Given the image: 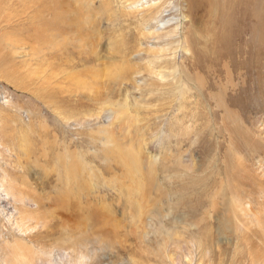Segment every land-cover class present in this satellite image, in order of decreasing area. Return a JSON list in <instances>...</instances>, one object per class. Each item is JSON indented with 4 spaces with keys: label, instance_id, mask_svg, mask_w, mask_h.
Segmentation results:
<instances>
[{
    "label": "rangeland",
    "instance_id": "rangeland-1",
    "mask_svg": "<svg viewBox=\"0 0 264 264\" xmlns=\"http://www.w3.org/2000/svg\"><path fill=\"white\" fill-rule=\"evenodd\" d=\"M27 1L0 0V163L45 224L1 191L0 264H264L258 17L212 64L206 0H50L46 38Z\"/></svg>",
    "mask_w": 264,
    "mask_h": 264
},
{
    "label": "bare ground",
    "instance_id": "bare-ground-1",
    "mask_svg": "<svg viewBox=\"0 0 264 264\" xmlns=\"http://www.w3.org/2000/svg\"><path fill=\"white\" fill-rule=\"evenodd\" d=\"M88 1V0H86ZM170 1V0H169ZM203 1V0H202ZM28 3L26 5H24V14L25 16L27 17V19H31V24H34L36 25V31L38 34H40L41 37H44V36H47V26L49 27L48 23H49V14L51 12V9L54 7L52 6L53 3L50 2V0H28L27 1ZM168 2V1H167ZM192 5H196V3L198 2V0H192ZM206 4L210 7V9H212L211 11H213V16L218 14L219 17H218V22L220 24V35H219V38H214V40L216 39L217 40V43H215L213 45V49H215L214 51V55L209 57V61L211 62L212 60V64H217V62L220 60V58L223 56V54L225 55V51L228 49V48H224V51L223 52H218L216 53V49H221L219 45L222 44V46H227L229 42L233 39V37L235 36H238V31H239V24L236 22L238 17V12H243L244 11V8L246 10V8L248 7L249 10H247V12H251V15H256L258 17V24L257 25H252L251 26V31L254 35V38H252L251 40V43L254 44V46H256L255 48V51H254V54L256 56H261L264 54V0H206L205 1ZM62 3V2H61ZM87 3V2H86ZM89 3V1H88ZM162 3V1H161ZM223 4V5H222ZM57 7V6H56ZM63 7V5H62ZM89 8V7H88ZM183 8V7H182ZM54 10V9H52ZM56 10V8H55ZM56 12V11H55ZM70 12V11H69ZM54 13V12H53ZM57 13V12H56ZM59 14V13H58ZM157 13H155L156 15ZM57 15V14H56ZM209 15V14H208ZM236 15V16H235ZM243 15V14H242ZM59 16V15H58ZM110 16V14H109ZM146 16V15H145ZM160 16V15H159ZM189 16V15H188ZM247 16V15H246ZM61 17V16H60ZM156 17V16H155ZM237 17V18H236ZM2 18V17H0ZM59 18V17H58ZM62 18V17H61ZM60 18V19H61ZM4 18L0 19V29L2 28V21H3ZM54 19V18H52ZM63 19V18H62ZM145 19V18H144ZM37 20V22H36ZM55 20V19H54ZM182 21V20H181ZM189 21V20H188ZM247 21V20H246ZM183 22V21H182ZM186 22V21H185ZM217 22V21H216ZM53 23V21H52ZM147 23V22H146ZM38 24V26H37ZM143 24V23H142ZM183 25V24H182ZM213 27V26H212ZM244 30V29H243ZM174 33H175V30H173ZM246 31V30H245ZM177 32V31H176ZM243 33V32H242ZM167 34V32H166ZM170 34H173L172 32ZM35 35V34H34ZM160 35V34H159ZM163 37V36H162ZM242 36L238 37V38H241ZM46 38V37H44ZM237 40V39H236ZM240 41V40H238ZM245 42V41H244ZM238 43V42H237ZM45 44V43H44ZM234 44V43H233ZM252 44V45H253ZM125 47V46H124ZM240 47V46H239ZM244 48V47H243ZM252 49V47H251ZM41 50V49H40ZM229 50V49H228ZM238 50V49H237ZM43 53V52H42ZM196 55V54H195ZM247 55V54H246ZM249 56V55H248ZM191 57V56H190ZM250 57V56H249ZM255 57V56H254ZM189 59V58H188ZM240 59V58H239ZM242 59V58H241ZM240 59V60H241ZM251 59V57H250ZM222 60V59H221ZM229 60V59H228ZM249 60V59H248ZM250 61V60H249ZM253 61V60H252ZM255 63V62H254ZM250 64V63H249ZM253 64V63H252ZM210 65H208L209 67ZM207 66H205V68H208ZM215 67V66H214ZM219 67V66H218ZM244 66H242V69H243ZM226 68V66H225ZM231 68V67H230ZM239 68V67H238ZM238 68H235L238 69ZM241 68V67H240ZM253 68V67H252ZM209 69V68H208ZM230 70V69H228ZM226 70V71H228ZM241 70V69H240ZM243 71V70H241ZM121 72V71H119ZM214 72V71H213ZM216 72V71H215ZM108 73V72H107ZM240 72H238L239 74ZM241 74V73H240ZM109 75V74H108ZM113 75V74H112ZM222 75V74H220ZM219 75V76H220ZM237 75V74H236ZM242 75V74H241ZM115 76V75H114ZM239 76V75H238ZM233 77V76H232ZM243 77V76H242ZM117 78V77H116ZM221 78V77H220ZM230 78V77H229ZM239 78V77H238ZM244 78V77H243ZM242 78V80H243ZM119 80V79H118ZM231 80V79H230ZM240 80V79H239ZM213 82V81H212ZM231 82H233V80H231ZM217 83V82H216ZM236 83V82H235ZM235 83L234 85H232L233 87L235 86ZM215 84V83H214ZM239 84L238 83V87H239ZM242 84V82H241ZM223 86V85H222ZM232 86H230L232 88ZM224 87V86H223ZM236 87V86H235ZM242 88V87H241ZM226 89V88H225ZM234 89V88H233ZM240 89V88H239ZM236 94V93H235ZM240 95H241V92H240ZM240 95H237L240 96ZM230 96V95H229ZM233 97V95H231ZM230 96V97H231ZM221 102V101H220ZM1 144L2 142H0V147H1ZM11 144V143H10ZM4 146V145H3ZM7 147V145H6ZM10 151L11 154L14 153L15 151V144H14V138H12V146L11 148L9 149H2V151ZM16 152V151H15ZM1 153H4V152H1ZM0 153V154H1ZM8 153V152H7ZM24 154V153H23ZM28 154V153H27ZM12 156H14L12 154ZM126 157H127V163L130 167H134L135 164H137L136 160H135V157L132 155L131 152H127L126 153ZM2 158V157H1ZM0 158V159H1ZM12 162L16 161V159H14L12 157L11 159ZM126 161V160H125ZM4 173V174H3ZM7 176V173H6V169L5 167L3 166L2 163H0V199L1 198V191H4L3 194H5L7 197L10 196V198L14 201V204H15V210H16V215L15 216V219H17L16 221V225L17 226H23L24 227V224L27 225V228L30 226H34V224H36V226H38L39 224H41V222H44V218H45V215H44V212H45V208H44V203H45V199L41 198L42 200L40 199H34V197L32 196H29L27 193L24 194L22 192V194L20 193H17L16 190H14L13 186L11 184L8 183L7 181V178L5 176ZM10 175V174H9ZM75 176V175H74ZM14 178V177H12ZM244 180V179H243ZM12 181V180H11ZM62 196V195H61ZM67 196V197H66ZM64 197H62V202H58L56 201V204L58 205V207H66V206H71V202L73 201L72 198H70L69 195H66ZM264 196V195H263ZM76 198V197H75ZM241 198V197H240ZM239 198V199H240ZM59 199V198H58ZM35 201L34 203L38 206V211L37 213L33 211H30L28 208H27V204L28 206L30 204H34V203H31L30 201ZM52 200H55V199H52ZM53 202V201H52ZM19 203L21 205V207L19 206ZM56 207V205H55ZM73 207V205H72ZM77 207V206H76ZM65 210V209H64ZM52 211V210H51ZM68 211V210H67ZM66 211V212H67ZM76 213V215L78 214L79 210L76 209L74 210ZM74 215L75 213L72 211ZM158 212V211H157ZM49 214V212H47ZM54 213V212H53ZM68 214V213H67ZM158 214V213H157ZM47 215V214H46ZM70 217L74 219H77L75 216L71 215L70 214ZM159 217V215H158ZM90 218V216H89ZM88 218V219H89ZM84 219V217H83ZM86 219V218H85ZM82 220V219H81ZM79 221V220H78ZM69 222V221H68ZM114 222V221H113ZM42 223V224H43ZM47 223V222H46ZM15 224V223H14ZM47 225V224H46ZM72 227L74 229L77 228V224L74 223V224H71ZM79 225V224H78ZM81 225V224H80ZM46 227V226H45ZM30 228V227H29ZM241 228V227H240ZM20 229H23V228H20ZM72 229V228H71ZM25 230V229H24ZM34 230V229H33ZM73 230V229H72ZM79 230V229H78ZM75 231V232H74ZM73 232L76 233V230H74ZM71 233V232H70ZM259 233V232H257ZM37 237V236H35ZM262 238L264 239V235H262ZM170 243H175V244H179V242H177V238H173L169 241ZM181 245V244H180ZM176 246V245H175ZM177 247V246H176ZM42 249V248H41ZM40 249V251H41ZM66 249V248H65ZM44 250V249H42ZM60 250V249H59ZM42 252V251H41ZM44 252V251H43ZM47 253V252H46Z\"/></svg>",
    "mask_w": 264,
    "mask_h": 264
}]
</instances>
